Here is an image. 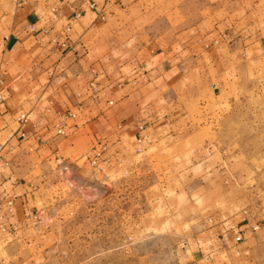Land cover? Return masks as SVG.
Returning a JSON list of instances; mask_svg holds the SVG:
<instances>
[{"label": "crops", "instance_id": "1", "mask_svg": "<svg viewBox=\"0 0 264 264\" xmlns=\"http://www.w3.org/2000/svg\"><path fill=\"white\" fill-rule=\"evenodd\" d=\"M151 31L163 42H143ZM237 87L253 88L264 106V0H0V152L7 161L0 160V202L11 200L19 215L35 203L40 177L27 154L50 152L62 162L58 153L79 136L93 140L87 148L127 144L145 152L181 130L202 95L223 92L232 102ZM46 103L56 119L44 124L38 112ZM257 193L258 209L202 223L187 259L243 258L256 245L248 226L264 223V185Z\"/></svg>", "mask_w": 264, "mask_h": 264}, {"label": "rangeland", "instance_id": "2", "mask_svg": "<svg viewBox=\"0 0 264 264\" xmlns=\"http://www.w3.org/2000/svg\"><path fill=\"white\" fill-rule=\"evenodd\" d=\"M159 32L142 34L143 42L162 43ZM233 90L232 102L223 92L202 95L181 130L145 152L87 148L93 140L79 136L58 153L62 162L50 152L27 154L40 177L36 201L22 215L0 202V264H210L186 256L199 226L258 209L264 185L263 102L253 88ZM38 113L44 124L56 119L47 103ZM260 224L256 245L236 264H264Z\"/></svg>", "mask_w": 264, "mask_h": 264}, {"label": "built area", "instance_id": "3", "mask_svg": "<svg viewBox=\"0 0 264 264\" xmlns=\"http://www.w3.org/2000/svg\"><path fill=\"white\" fill-rule=\"evenodd\" d=\"M83 1H86V0H83ZM87 6L89 7V9H95V3L94 2H87ZM30 29H33L32 26ZM53 41H57L56 39H54ZM89 86H90V89H91V93H90V96L92 98L96 97V85L94 82H91L89 83ZM3 99V92L0 90V103ZM71 116H74V115H71ZM26 117H25V114H21L20 116L17 117V120L18 121H25ZM55 131H56V134H59V135H63L64 134V130H63V127L59 124H55ZM23 137H25V134H21ZM0 160H2L4 163H7L6 159H5V155L4 153L0 152ZM5 206H6V210L7 212L9 213H13V202L11 200H7L6 202H4ZM0 218H2V214H1V210H0ZM261 224L260 223H253L251 224L249 227L252 231H256L260 228ZM241 233H242V229L241 228H238V233L236 235V240H241Z\"/></svg>", "mask_w": 264, "mask_h": 264}]
</instances>
